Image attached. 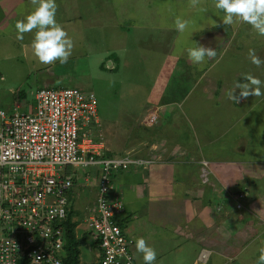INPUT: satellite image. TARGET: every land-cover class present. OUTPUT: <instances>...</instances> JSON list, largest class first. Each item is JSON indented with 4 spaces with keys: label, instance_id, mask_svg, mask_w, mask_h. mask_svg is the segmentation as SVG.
I'll return each instance as SVG.
<instances>
[{
    "label": "rangeland",
    "instance_id": "obj_1",
    "mask_svg": "<svg viewBox=\"0 0 264 264\" xmlns=\"http://www.w3.org/2000/svg\"><path fill=\"white\" fill-rule=\"evenodd\" d=\"M207 1L197 0L194 6L193 0H56L58 22L64 27L72 40V54L66 64H60L56 61L45 65L39 63L35 58L31 46L24 45V39L28 43L31 42L35 29L24 33L22 40L16 38V22L24 19L35 7L32 0H21L25 3H21L20 8L16 9L19 14L11 19V25H5L3 31L0 30V96L3 109L9 115L15 114V101L24 99L25 96L27 106L35 105V95L37 96L38 90L43 88L42 80L46 79L43 77L42 70L47 68L48 72L57 75L58 79L55 81V86L58 88H76L93 92L96 95L98 119L100 121L99 130L102 135L104 133L105 137L109 139L111 138L108 134L109 131L113 133L119 131V133H123L124 138L126 135L129 137L128 132L136 131L137 125L145 119L146 113L149 111L147 110L150 106H147L150 103L149 100H153V96L155 98H167V95H157L158 91H162L164 88L166 90L167 86L160 82L162 75L159 70L163 68L162 63L164 61L167 65L170 53L167 51L181 46L177 40L183 36L175 30V18L180 16L190 20L192 22L191 27L194 25L201 27L211 25L214 27L212 20L216 22L217 26L222 25L220 20L224 14L219 13V9L207 5ZM2 3L5 7L9 6L6 0H2ZM12 26L13 29H11ZM206 28L208 27L206 26ZM194 29L195 27L192 32ZM208 29L199 31L198 35L204 38L210 31ZM194 34L197 33L194 32ZM241 34L244 35L242 31ZM224 35L228 36L226 32H224ZM195 38H198V36H195ZM255 38H260L261 41L260 43L256 41V43H259L256 48L261 49L264 47V36L255 35ZM187 40L191 39L187 38ZM205 41H207L206 38H204L203 46L213 48L210 42L205 43ZM187 44H189L188 47L195 45L192 41ZM221 47L226 48V51L224 49L221 51ZM228 47L231 51L233 46ZM246 48L253 47L251 45L250 47H242V49ZM227 50L225 43L220 45L214 58H206L203 64L194 65L192 63L190 69L184 64L186 66L184 72L188 79L190 78L188 82H185V85L192 86L193 89L188 95L186 104H183L185 112L190 118L191 130L197 132V134L200 130H204L205 124L207 125L212 121L205 120L209 117L207 115L208 111H204L206 109L204 108L205 105L203 106L201 103H209V105L210 103L214 104L213 101L231 103L226 93L231 86L234 87V80H237L236 71L246 72L248 70L246 74L256 75L257 77L264 76V64L257 67L253 63L242 62L239 59L238 67L235 68L237 65L231 62L233 57L230 56L231 52L228 53ZM223 51L227 56L221 57L222 61L217 62L219 54ZM211 59L213 61H210ZM244 59L248 60V55H245ZM110 63H112V66H109ZM63 75H65V79H68L67 81L62 77ZM238 92L239 90H237V94ZM251 100L264 102V95L259 97L250 95L247 98H241L240 101ZM190 102L191 104L188 106L187 103ZM192 102L195 103V107L191 106L194 105ZM209 105L206 106L207 109ZM259 105H262L261 110L255 108L251 112L250 117L253 122L251 127L240 126V131L246 135H251V137L258 134L257 137L260 138V141L253 143V145L258 144L257 146L263 148L264 105ZM27 106H24L19 112H32L33 107L26 108ZM8 107H10L9 111ZM157 123L158 120L154 125ZM142 124L149 127L144 122ZM152 127L154 126L150 128ZM220 135L223 136L219 134L215 140L220 139ZM241 139L233 144L230 135L224 137L225 144L232 143L231 146L240 154L241 157L237 158V162L242 165L244 164L243 161L247 160L248 165L244 169L249 170V172L254 168L252 166L250 168V165L257 166L260 162H262L260 163L261 168L264 169V155L262 158L251 156L246 159L242 158V154L246 153L245 148L251 149L252 146L249 148L250 141L249 139L247 141L246 137ZM217 141L212 142L209 146L216 147L219 143ZM237 143L241 145H237ZM143 151L147 152L145 148ZM129 154L137 156L135 149H130L126 155ZM229 164L230 162L225 161L220 165L222 168H226ZM209 167L210 164L204 161L201 163L198 172L200 182L205 185H210V178L212 177ZM69 168L71 169V167ZM77 169L79 173L74 174L76 177L81 172L84 171L85 174L89 170ZM96 175L97 172L94 169L93 174L88 176L87 185L97 187ZM76 183L78 192L85 199L84 202H92L94 195L86 199L85 192L78 185V182ZM79 183L83 184L84 182ZM216 188V191H221L218 187ZM201 190L206 195L210 192L206 186L201 187ZM89 206H91V203ZM245 206L243 205L242 210ZM216 224H218L217 228L219 230L221 222L217 220ZM228 224V226H232V222ZM236 226H240L239 223H236L233 227L236 228ZM243 227L241 230L238 227L239 231L237 232H228L230 235L237 233L238 239L235 237L227 238V233L225 234L226 237L216 238L212 237L214 235L212 233L209 236L205 235L208 237L205 238L203 244H195L196 240L193 238L195 242L180 238L167 244L158 245L155 248L157 258L154 264H195L197 257L199 261L203 249L211 251V256L208 261L207 257L206 260H201L197 264H257L260 249L264 248V226L263 228L256 227L258 229L255 230V235H253L255 238L248 237V230L247 228L243 229ZM238 232L241 234H238ZM244 234L248 238L242 237ZM206 241L208 242L206 243ZM88 245L92 244L89 242L81 247L82 264H96L99 258ZM137 257L139 258V254ZM140 257L142 259L141 254Z\"/></svg>",
    "mask_w": 264,
    "mask_h": 264
},
{
    "label": "crops",
    "instance_id": "obj_2",
    "mask_svg": "<svg viewBox=\"0 0 264 264\" xmlns=\"http://www.w3.org/2000/svg\"><path fill=\"white\" fill-rule=\"evenodd\" d=\"M6 2L9 5L8 7H5L2 0H0L1 31H3L5 25H11V19L19 14L16 9L20 8L19 5L21 3H25L21 2V0H6ZM208 4L214 7V0H208ZM218 12L224 14L222 10ZM56 19L57 21L59 19L57 15ZM206 26L210 29L209 32ZM206 26H192V30L195 27L192 35L185 33L181 39L177 40L181 46L167 51L170 52L167 65L164 61L162 63L163 68L161 66V70H159L162 75L160 82L167 86L166 90L164 88L165 91L162 90L157 93V95H167V98H155L153 96V100H149L150 103L147 105L150 106L147 108L149 111L146 115L151 110L157 111L158 114V123L153 125L154 127H146L142 124L143 120L137 125L136 131L128 132L130 136L127 137L126 135L125 138L123 137V133H119V131L117 133L109 131L108 134L111 137L109 139L105 137L104 133L102 135L100 130L97 132L96 141L102 143L104 154L107 157H121L126 155L130 149H135L136 155L140 159L156 158L151 165L144 166V168H131L128 171L117 173L114 176L113 188V197L120 199L124 204L125 213L119 217V222L125 232L134 241L137 237H144L146 242L153 248L180 238L191 242H195L194 240H196L195 244H203L205 243V238L212 233L214 234L212 237L216 238L223 237L227 233V238L235 237L238 239L237 233L230 235L228 232H237L239 231L238 227L241 230L243 224V229L247 228L248 230V237L255 238L253 235H255V230L258 229L256 227L263 228L264 226V169L261 168L260 164L262 162L257 166L250 165V168L254 167L250 172L249 170H245L244 168L247 167L248 161L245 160L243 161L244 164L240 165L237 162V158L241 157L240 154L231 146L232 143L225 144L224 141V137H228L229 135L233 144L237 140L240 141L241 138L246 137L247 141L248 139L250 141L249 148L251 146L252 148L246 149V147V153L242 154V158L246 159L248 156L262 158L264 147L261 148L257 146L258 144L253 145V143L260 141V138L257 137L258 134L252 137L251 135H246L240 131V126L251 127L253 123L250 117L251 112L255 108L261 110L262 105L260 106L259 104L264 105V102L251 100L239 101L238 104L233 101L231 103L213 101L214 104L210 103V105L209 103H201L203 106L205 105L204 108L206 109L204 111H208L207 115L209 117L205 120L212 121L207 123V125L205 124L203 131L199 129L198 134L191 130L190 118H188L184 106L188 95L193 89L192 86L185 85V82H188L190 78L188 79L184 72V68L186 67L184 64L187 65L188 69L192 66V62L187 58L185 51L189 46L187 44L189 41H195L203 45L204 38H206L207 41L205 43L210 42L216 52L220 45L226 43L227 52H231L230 56L233 57L231 62L234 65H237L239 59L242 62L252 63L249 57L248 60L244 59L245 55H248L249 48L242 49V47H250L251 45L253 47L251 49H254L255 54L261 59H264V47L261 49L256 48L261 42L260 38H255L257 34L252 30L251 25L247 23L222 24L217 27ZM11 29H13V26ZM204 29H208V33L202 38L198 35V32ZM241 31L244 35L241 34ZM194 32L197 34H194ZM224 32L228 36H225ZM195 36H198V38H195ZM187 38L191 40L188 41ZM24 41V45L30 46V41L29 43L25 39ZM256 41L259 43H256ZM228 46H233L231 51H229ZM223 49L226 51V48L221 47V51ZM225 51L219 54L217 62L222 61L221 57L227 56L224 53ZM210 61H213V59ZM109 66H112V63ZM237 67L238 65L235 68ZM246 72L236 71V79L243 82ZM42 73L43 77L46 78L42 80L43 87H57L55 86V81L58 77L55 73L48 72L47 68L42 70ZM62 77L65 79V75ZM259 78L264 80V76ZM65 80L67 81L68 79ZM237 80L234 81L236 82ZM231 88L233 87L231 86ZM25 98L26 96L24 99L15 101V114L20 113L19 111L24 106H27ZM182 104L183 106H181ZM190 104L191 102L187 103L188 106ZM208 105L207 109L206 106ZM35 106L36 104L33 106L29 105L26 108L33 107L32 109H34ZM191 106L195 107V103ZM9 108L8 111L10 110ZM219 134L223 136L220 135V139L217 138V141L215 139ZM215 141L219 142L216 147H210L209 145ZM239 144L237 143V145ZM144 148L147 152L143 151ZM204 161L210 164L209 168L212 176L210 178V185L200 182L198 172L200 171L201 163ZM225 161L230 162V164L226 168H222L220 164ZM93 171L94 169H89L86 171L87 174H84L83 171L78 177L74 176V174L77 175L79 173L77 168L71 167L70 169L68 167L65 171V174L72 176L75 182L72 193V206L74 219L78 223L76 228L77 239H82L86 234V228L81 225L83 213L87 208L91 207L89 206L90 203L93 205L96 201L97 187L87 185L86 182L89 179L88 176L93 174ZM85 176L87 177L85 178ZM96 179L98 181V174L96 175ZM81 181L84 183L80 184L79 182ZM76 182H78V185L85 192L86 199L94 195L92 202H84L85 199L78 192ZM204 186L210 190L208 195L201 190V187ZM215 186L221 191H216L217 188ZM239 193L244 194L246 199L244 202L246 206L243 210L237 209L236 202L233 199V196ZM217 220L221 222L219 230L217 228L218 224H216ZM229 222H232L231 227L228 226ZM236 223H239L240 226H236L235 228L233 226ZM238 234L241 233L238 232ZM242 237L248 238L245 234ZM88 247L99 258L97 249H94L92 245H88ZM209 252L211 253V251ZM138 254L139 258L137 257ZM140 254L135 248L134 257L136 256V264H144ZM197 259L198 257L195 264L200 261V258L199 261Z\"/></svg>",
    "mask_w": 264,
    "mask_h": 264
},
{
    "label": "built area",
    "instance_id": "obj_3",
    "mask_svg": "<svg viewBox=\"0 0 264 264\" xmlns=\"http://www.w3.org/2000/svg\"><path fill=\"white\" fill-rule=\"evenodd\" d=\"M157 120L151 110L144 123L151 127ZM99 123L97 97L90 91L43 87L32 112L12 115L0 96V264H64L65 225L70 216L76 222L68 167L97 170L96 201L81 225L100 264H135V241L119 222L124 204L113 197L114 176L156 158L107 157L96 141ZM233 199L242 209L244 194ZM207 257L204 251L201 259Z\"/></svg>",
    "mask_w": 264,
    "mask_h": 264
},
{
    "label": "clouds",
    "instance_id": "obj_4",
    "mask_svg": "<svg viewBox=\"0 0 264 264\" xmlns=\"http://www.w3.org/2000/svg\"><path fill=\"white\" fill-rule=\"evenodd\" d=\"M32 3L35 5L34 9L15 24L16 38L22 40L24 33L35 29L30 46L38 62L45 65L56 61L60 64H66L72 54L73 45L68 33L56 19L58 7L56 0H32ZM196 3L197 0H193L194 6ZM214 7L223 11L224 15L220 20L223 25L247 23L251 25L252 30L257 35L264 36V0H214ZM212 23L217 26L214 20ZM191 25L190 20L180 16L174 20L175 30L181 35L185 33L192 35ZM185 51L187 58L194 65H201L206 61V58L210 59L217 55L215 49L197 42H195V46L188 47ZM248 57L257 67L264 64V59L256 55L254 49H249ZM237 90H239L238 94ZM226 95L228 100L234 101L236 104L241 98H247L250 95L262 96L264 95V80L252 74H246L243 77V82L237 80L234 87L229 89ZM134 245L136 251L142 254L144 264H154L157 252L146 242L144 237H137ZM132 251L134 254V246ZM204 251L206 250H203L202 253ZM207 252L208 261L211 253ZM201 255L200 261L202 260ZM257 264H264V248L260 249Z\"/></svg>",
    "mask_w": 264,
    "mask_h": 264
},
{
    "label": "trees",
    "instance_id": "obj_5",
    "mask_svg": "<svg viewBox=\"0 0 264 264\" xmlns=\"http://www.w3.org/2000/svg\"><path fill=\"white\" fill-rule=\"evenodd\" d=\"M56 88V87H54ZM58 88V87H57ZM63 88V87H61ZM60 89V88H58ZM74 213V212H72ZM66 229H67V242H66V258L64 259V264H82L81 263V247L89 243L88 235L85 234L82 239H77L76 236V228L78 226L77 222H72L71 216L69 218V221L66 223ZM134 255V254H133ZM89 264H95V263H89ZM100 264V259L98 260V263ZM136 264V261H135Z\"/></svg>",
    "mask_w": 264,
    "mask_h": 264
}]
</instances>
